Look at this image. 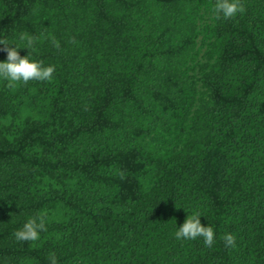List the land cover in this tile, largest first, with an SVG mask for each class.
Masks as SVG:
<instances>
[{
    "label": "trees",
    "instance_id": "1",
    "mask_svg": "<svg viewBox=\"0 0 264 264\" xmlns=\"http://www.w3.org/2000/svg\"><path fill=\"white\" fill-rule=\"evenodd\" d=\"M240 3L0 0V39L55 67L0 81V264H264V0ZM193 211L211 247L174 238Z\"/></svg>",
    "mask_w": 264,
    "mask_h": 264
},
{
    "label": "clouds",
    "instance_id": "2",
    "mask_svg": "<svg viewBox=\"0 0 264 264\" xmlns=\"http://www.w3.org/2000/svg\"><path fill=\"white\" fill-rule=\"evenodd\" d=\"M213 10L218 19L227 20L242 13L244 9L240 0H215ZM17 40L23 42L22 46L15 41L8 42L0 39V45L4 46L2 50L6 52V59L0 61V81L7 82L9 87H15L20 83L26 84L29 81H51L55 67L53 65H45L43 61L36 60L31 56V51L35 49L39 42L35 34L20 33L17 36ZM51 42L56 46L54 39ZM20 49H27V54L21 56ZM202 216L198 211H193L191 214L187 212L183 223L179 226L175 225L174 238L178 241L200 239L205 246L211 247L216 239V233L209 224L205 226L201 223ZM47 219L48 217L45 213H37L26 218L23 224L14 232L16 241L22 243L25 241L29 243L37 241L41 233L46 231ZM222 239L225 246H235L236 238L233 234L226 233ZM49 264H57V257L53 253H49Z\"/></svg>",
    "mask_w": 264,
    "mask_h": 264
}]
</instances>
